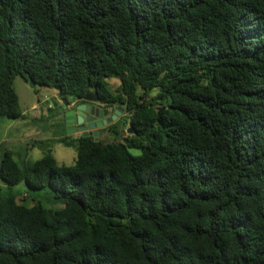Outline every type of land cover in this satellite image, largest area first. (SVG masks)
Segmentation results:
<instances>
[{"label":"trees","instance_id":"1","mask_svg":"<svg viewBox=\"0 0 264 264\" xmlns=\"http://www.w3.org/2000/svg\"><path fill=\"white\" fill-rule=\"evenodd\" d=\"M16 75L132 132L64 138L70 165L5 150L0 264H264V0H0V119Z\"/></svg>","mask_w":264,"mask_h":264},{"label":"rangeland","instance_id":"2","mask_svg":"<svg viewBox=\"0 0 264 264\" xmlns=\"http://www.w3.org/2000/svg\"><path fill=\"white\" fill-rule=\"evenodd\" d=\"M111 86L115 88L119 80L116 77L107 78ZM13 86L18 95L22 114L14 119H0V161L5 150H9L17 164L23 168L43 155L51 154L57 164L70 165L74 162L76 149L66 145L62 140H73L82 133L68 130L65 127L62 113L54 106L55 102H63L65 99L55 89L35 84L31 86L29 80L21 75H16ZM48 102V103H47ZM121 115L108 124L97 128V135L92 136L105 142L119 139L122 134L127 135L129 123L125 122L126 116ZM60 116L62 121H60ZM138 153V149H132ZM0 185H2L0 181ZM19 193H24L27 200L24 204L32 203L31 197H36V191L28 190L23 183L14 186ZM28 193V194H25ZM21 195L18 200H21ZM46 206L60 208L62 204L55 203L47 197H41Z\"/></svg>","mask_w":264,"mask_h":264},{"label":"water","instance_id":"3","mask_svg":"<svg viewBox=\"0 0 264 264\" xmlns=\"http://www.w3.org/2000/svg\"><path fill=\"white\" fill-rule=\"evenodd\" d=\"M31 86L34 85L33 80L29 79ZM86 101H97L94 91H87L83 97ZM78 99L64 100L63 102H55L54 106L62 113L65 127L70 130L81 132L82 136L97 135V128L101 125L110 123L121 115L124 108L120 105L116 106L112 114L107 115L108 110L104 111L99 106L91 103H81L76 105ZM48 103V102H47ZM97 118V120H95ZM132 132V128L127 129Z\"/></svg>","mask_w":264,"mask_h":264},{"label":"flooded vegetation","instance_id":"4","mask_svg":"<svg viewBox=\"0 0 264 264\" xmlns=\"http://www.w3.org/2000/svg\"><path fill=\"white\" fill-rule=\"evenodd\" d=\"M68 100L70 101L72 99H68ZM81 103H91V104H95L96 106H99L100 108H102L104 111L108 110V113H107L106 116L112 114L113 110L116 107L115 106L114 108H111V106H110V104L108 102H101V101H99L98 97H97V101L96 102H94V101H86V100H83L82 99L81 101L77 100L75 104L78 105V104H81ZM95 120H97V118Z\"/></svg>","mask_w":264,"mask_h":264},{"label":"crops","instance_id":"5","mask_svg":"<svg viewBox=\"0 0 264 264\" xmlns=\"http://www.w3.org/2000/svg\"><path fill=\"white\" fill-rule=\"evenodd\" d=\"M60 121H62V118H61V116H60ZM64 124V123H63Z\"/></svg>","mask_w":264,"mask_h":264}]
</instances>
